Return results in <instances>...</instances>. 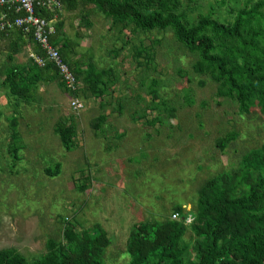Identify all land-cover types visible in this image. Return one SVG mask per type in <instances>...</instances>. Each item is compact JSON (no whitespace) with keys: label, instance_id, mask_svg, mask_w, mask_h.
Wrapping results in <instances>:
<instances>
[{"label":"rangeland","instance_id":"1","mask_svg":"<svg viewBox=\"0 0 264 264\" xmlns=\"http://www.w3.org/2000/svg\"><path fill=\"white\" fill-rule=\"evenodd\" d=\"M216 1L196 4L208 12L209 3ZM63 15L76 56L92 58L100 67L114 66L119 81L106 108L98 99L80 95L86 108L78 112L71 108L74 96L57 82L42 83L33 102L19 108L0 87V250L15 247L37 259L49 238L63 236L67 217L84 227L103 225L112 240L105 264H127L134 224L161 220L176 205L193 208L206 180L238 167L249 150L264 144V116L258 109L241 114L235 100L219 97L218 84L194 71L196 55L172 31H138L126 37L110 30L111 22L96 9L90 27L79 10ZM143 43L151 58L146 52L139 55ZM33 49L28 45L15 61L30 62ZM116 50L120 53L114 57ZM9 54L10 40H0V72L10 64ZM152 86L158 95L149 94ZM162 99L175 110L172 118L163 109H147L144 115L150 101ZM101 113L108 114V122L105 131H95L92 122ZM14 117L22 137L17 161ZM157 117L162 121L151 125ZM61 118L78 124L71 151L55 132ZM229 132L238 137L222 150L217 141ZM57 162L63 164L61 173L47 175L45 169ZM85 184L88 188L82 189Z\"/></svg>","mask_w":264,"mask_h":264},{"label":"trees","instance_id":"2","mask_svg":"<svg viewBox=\"0 0 264 264\" xmlns=\"http://www.w3.org/2000/svg\"><path fill=\"white\" fill-rule=\"evenodd\" d=\"M189 1L60 0L61 9L38 10L47 19H57L52 42L76 75L78 89H69L52 63L41 67L31 57L30 62L15 61L28 45L45 56L33 35L25 34L21 28L0 30V40H10V64L0 72V87L14 98L16 108L31 104L41 84L49 82H57L74 97H94L106 108L107 96L119 81L116 69L100 67L87 56H76V44L65 32L63 15V11L79 10L90 27L91 14L96 9L111 22L110 30L118 29L126 37L138 31H172L175 40L196 55L194 71L218 84L219 97L235 100L241 114L258 109L264 116V0H217L209 3L208 12L201 10L203 4ZM137 51L151 58V49L144 43ZM119 53L116 50L114 57ZM157 93L152 86L149 94ZM147 109L167 110L171 118L175 115L165 101H150L144 115ZM2 116L0 103V122ZM108 117L107 113L95 117L93 129L103 131ZM159 121L161 117L149 122L154 125ZM18 125L14 117L12 151L16 161L22 158ZM55 132L63 146L73 150L79 133L75 119L61 118ZM237 137L236 132H229L218 139V147L225 150ZM62 167L57 162L45 171L54 177ZM82 186L87 189L89 185ZM176 212L194 219L191 223L174 219ZM66 218L63 236L49 238L39 258L31 260L17 248L8 247L0 250V264H105L106 249L112 243L108 230L99 223L84 227ZM126 252L130 255L127 264H264V144L249 150L238 167L206 180L190 211L184 204L176 205L161 220L135 223Z\"/></svg>","mask_w":264,"mask_h":264},{"label":"built area","instance_id":"3","mask_svg":"<svg viewBox=\"0 0 264 264\" xmlns=\"http://www.w3.org/2000/svg\"><path fill=\"white\" fill-rule=\"evenodd\" d=\"M61 8L60 0H0V30L9 31L21 28L25 34L33 35L45 56L32 51L31 59L41 67L49 63L54 64L67 87L74 91L78 89L77 77L63 59L59 47L52 42V37L57 33V19H47L38 14V10ZM71 108L78 112L86 108V103L81 98L74 97L71 101ZM173 218L184 219L187 223H191L194 219L191 215L184 218L179 212L174 213Z\"/></svg>","mask_w":264,"mask_h":264},{"label":"crops","instance_id":"4","mask_svg":"<svg viewBox=\"0 0 264 264\" xmlns=\"http://www.w3.org/2000/svg\"><path fill=\"white\" fill-rule=\"evenodd\" d=\"M32 51H33V50H32ZM32 51H30V53H31ZM103 131H105V129H104Z\"/></svg>","mask_w":264,"mask_h":264}]
</instances>
